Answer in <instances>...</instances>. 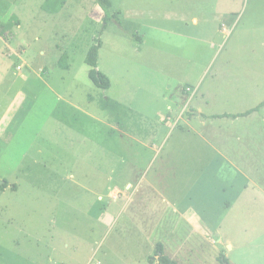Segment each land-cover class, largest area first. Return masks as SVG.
<instances>
[{
	"label": "rangeland",
	"instance_id": "obj_1",
	"mask_svg": "<svg viewBox=\"0 0 264 264\" xmlns=\"http://www.w3.org/2000/svg\"><path fill=\"white\" fill-rule=\"evenodd\" d=\"M103 1L111 16L104 30L103 21L96 19L95 10H102L97 0H0V10L10 19L9 27L0 24L10 47L0 38V102L6 104L20 88L37 91L40 80L35 76L25 82L23 76L33 66L39 72L48 69L43 78L82 108L43 99L47 105L34 109L30 126L3 152L0 180L19 185L14 190L9 183L0 191V264H159L154 255L158 242L180 264H223L221 252L231 264H264V106L237 120L209 118L204 124L195 117L188 125L178 120L164 141L152 170L160 167L157 188L175 198L179 208L189 203L182 208L195 210L201 221H175L172 207L146 182L137 186L141 173L132 164L117 158L115 182L108 180L104 155L109 129L100 120L111 122L113 113L126 112L131 105L128 114H136L131 129L141 135L151 123L163 140L169 128L157 114L166 112L168 104L175 108L179 88L197 79L187 73L200 75L217 46L171 45V59L147 61L129 35L135 26L119 13L123 0ZM250 5L264 7V0H249V16ZM257 31L258 43L239 45V38L232 37L220 52L257 58L251 63L218 59L215 73L229 71V80L242 90L232 91L226 101L219 92L228 90L217 84L223 79L208 80V96L199 94L196 104L209 117L244 112L264 101V20ZM217 38L220 44L225 39L221 34ZM97 39V69L110 81L105 89L92 83L85 63ZM159 53L167 55L164 49ZM62 55L67 69L60 66ZM183 111L188 118L195 115L192 109ZM125 140L119 139L120 152L148 151L135 143H128L126 150ZM26 147L28 155L42 149L44 156L32 164L29 175L18 170L13 157ZM126 179L131 188L124 189ZM113 183L126 192L118 200L110 195Z\"/></svg>",
	"mask_w": 264,
	"mask_h": 264
},
{
	"label": "crops",
	"instance_id": "obj_2",
	"mask_svg": "<svg viewBox=\"0 0 264 264\" xmlns=\"http://www.w3.org/2000/svg\"><path fill=\"white\" fill-rule=\"evenodd\" d=\"M123 2L124 4L121 6L122 8L119 13L122 14L125 20L135 26L136 35L140 38L138 42V49L140 52H144L145 60L147 61H154L155 59H171L172 57L170 56L173 55L170 52H167V47H170L171 45H214L217 46V48L215 53L210 56L208 64L205 65V69L200 75L196 74L197 76H195V74H193V76H190L187 73L189 78L197 79L194 82H187V84L184 85L191 86L194 83L197 86L188 92L183 90L185 86L179 88L176 97L172 102V105L174 104L175 108H172V106L168 104L166 106V112L157 114L159 122L169 128V131L163 140L160 139L161 137H156L158 132L151 126V123H149L148 130L145 133L138 132L144 136L137 134V132H134L133 129H131L132 125H130V121L136 118L135 113H131L132 115L134 114V116L128 114L133 112V107L131 105L126 107V112L122 111L121 114L113 113L111 122L102 121L99 119L101 122L105 123L106 127L109 129L107 150L104 155L108 180L111 182L114 181L113 176L116 174V167L118 166H115V163H118L117 158L119 161H121V163L127 162L132 164L141 173L140 177L136 181L137 186H140L141 182H146L154 194H157L159 197H161L162 201L166 203L167 206L172 207V212L178 216V220L175 221H201V218L198 217L195 210L192 208H182L190 207L189 203L182 205L181 208H179L180 205L178 202H176L175 198H172L165 193L163 195L160 192V189L157 188L158 186L156 185L155 180L162 182V177L160 175V167L156 169L157 171H152L154 168V162L156 158L161 155V147L164 141H167L171 137L172 133L175 132L176 128L174 127V124L176 121L183 120V122L188 125L190 122H192L193 118L196 117L202 119V123L205 124L206 120L211 118L202 110V107L199 103L196 104L199 94H201L202 97L208 96L207 88H205V84L208 80H210L212 83H215V79H223L217 84L224 90H228V92L222 93V90L219 92L220 95H224L222 96V99H225L226 101H228L227 95L231 94L232 91L236 93L237 91L242 90L238 89L237 85L230 81L231 79L229 80V71L215 73V70L213 69L215 68L216 63L221 60V58L225 63H239V61L251 63L253 59L257 58V56L253 55L239 54L221 56L220 52L224 50L226 43L232 37L234 39L237 37L239 38V45L251 46L252 42L258 43L260 41V39L257 38V36L260 35V32L257 31V28L258 24L264 20V17H259L264 15V7L261 6L259 8L257 6L250 5L248 13L250 10H252L251 15L253 16H249L246 13L247 8H249V0H123ZM5 13L6 12L4 10H0V24L3 23L5 26L9 27L10 19ZM95 14L97 21L100 23L104 15L103 11L100 8H97L95 10ZM17 27H21L20 22L17 23ZM239 28L240 31L244 30L246 35L250 34L254 41L253 39L250 41V39H248L250 37L247 38L246 35L244 37L242 35L243 33L239 31ZM216 33L221 34L225 38L221 44L220 42H217L218 34L215 35ZM262 34L264 35V33ZM0 38L6 47L10 48L8 42H6V40L3 39L1 35ZM163 49L167 55H161L159 53L160 51H163ZM40 53L42 54L43 51ZM239 57H243L245 60H241ZM36 65L40 66L41 64L37 62ZM44 67L45 66H42V68ZM250 67L251 64H248V69L245 70L247 72L251 71L249 69ZM245 74L248 75V73ZM47 75L48 69L44 71L40 70L39 72L33 66L29 67L28 72L23 75L25 79L24 81L28 82V79L32 80L36 76V78L41 82V84L38 83L39 81H36L38 84L35 82L38 88L37 91L20 88L13 94V96L9 98L6 104H2L0 102V141L4 143L2 144L3 146H1L4 150H2V152L0 150V158L3 155V152L5 153V151L9 148L12 149L17 138L20 135H23L22 131L25 130L24 128L27 125L30 126L28 120L30 117H32L34 109L38 106L40 107L42 105H47L46 102H41L43 99H48V102L53 100L57 106L59 103H63L73 109L82 110V108H80L77 104L67 99L63 95L61 88L56 89L55 87L51 86L46 79L43 78V76L45 77ZM61 79L63 82L65 81L64 77H61ZM227 85L229 87H227ZM27 98L31 99L30 107L22 119H20V121L10 130L7 137H5L7 130L17 117L19 110ZM195 104L196 108H194ZM186 108L194 110L195 115L190 118L186 117L185 113L182 115L184 112L183 110ZM128 115L131 117L128 118ZM249 115L244 117L247 118ZM238 118L240 117L232 119L237 120ZM124 137L127 138V140L123 141L125 142V149L128 146V143H135L140 148H144L148 151L145 154L142 151L128 152L122 150V152H120L117 149V147H119L118 142L120 138ZM156 141H160L158 146H156ZM28 151H30V149L26 147L19 152L20 155L18 154L17 156H13L17 158L16 164L18 165V170L23 172L25 175L30 174L29 170L30 167L33 166L32 164H39V160H43L44 157L42 156V149L35 150V154L33 155H28ZM218 152L220 154V151ZM28 158L31 160L30 163L25 162L23 164V162ZM61 158L64 159V156L61 155ZM218 164L219 163L217 162V166ZM29 181L30 184L33 183L32 179L30 178ZM9 183L10 185H16L14 190L18 189L19 183ZM123 183L124 189L132 187V182L130 179L124 180ZM121 191L122 190L119 188V186L116 183H113V186L110 188L112 200H118L121 193L122 195H126L125 191ZM98 197L101 198L100 195ZM189 198H191V196Z\"/></svg>",
	"mask_w": 264,
	"mask_h": 264
},
{
	"label": "trees",
	"instance_id": "obj_3",
	"mask_svg": "<svg viewBox=\"0 0 264 264\" xmlns=\"http://www.w3.org/2000/svg\"><path fill=\"white\" fill-rule=\"evenodd\" d=\"M98 4L100 5V7L102 8V10L104 11V15L102 18L103 21V25H102V30H104L106 28V24H107V20L109 18H111V16L109 15L108 11L106 10L105 6H104V1L103 0H97ZM0 35L2 36L3 39L8 41V37H6V35H4L1 31H0ZM132 38L136 39L137 42H139L140 38L136 35V32H132L131 34H129ZM101 47V41L100 39L96 40V43L93 44L87 51L86 56H85V63L88 65L89 70H88V77L89 79L92 81V83L94 85H96L99 88H107L110 85V81L109 78L106 74H104L103 72H101L100 70L97 69V62H98V55H99V49ZM66 55H62V57L60 58V66L64 69L68 68V65L66 63H64L63 58ZM31 105V99L27 98V100H25L23 106L21 107V109L19 110L17 117L15 118V120L13 121V123L10 125L9 129L7 130L5 137H7V135L9 134L10 130L20 121V119H22V117L24 116V114L26 113V111L28 110V108ZM262 106H264V101L260 102L257 106L248 109L244 112H239V113H222V114H212L210 115L211 118H220V117H229V118H237V117H244L247 116L249 114H251L252 112L258 111ZM7 186H9V183L7 180L3 179L0 180V191H3ZM12 189L16 188L15 184L10 185ZM154 255L158 261L159 264H180L178 261L171 259L168 255H166L164 253L163 250V244L161 242H158L155 245V249H154ZM219 258L222 261L223 264H231L228 261V258L223 254V252H221L219 254ZM154 258L153 257H149L148 260L149 262H152Z\"/></svg>",
	"mask_w": 264,
	"mask_h": 264
},
{
	"label": "built area",
	"instance_id": "obj_4",
	"mask_svg": "<svg viewBox=\"0 0 264 264\" xmlns=\"http://www.w3.org/2000/svg\"><path fill=\"white\" fill-rule=\"evenodd\" d=\"M17 68H18V69H20V66H17ZM186 90H188V91H189V87H187V88H186Z\"/></svg>",
	"mask_w": 264,
	"mask_h": 264
}]
</instances>
